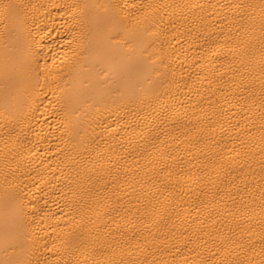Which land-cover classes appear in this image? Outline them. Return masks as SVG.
<instances>
[{"label": "bare ground", "instance_id": "6f19581e", "mask_svg": "<svg viewBox=\"0 0 264 264\" xmlns=\"http://www.w3.org/2000/svg\"><path fill=\"white\" fill-rule=\"evenodd\" d=\"M0 264H264V0H0Z\"/></svg>", "mask_w": 264, "mask_h": 264}]
</instances>
